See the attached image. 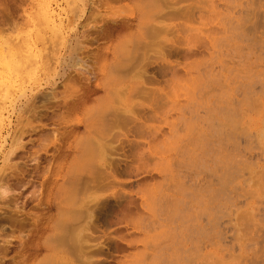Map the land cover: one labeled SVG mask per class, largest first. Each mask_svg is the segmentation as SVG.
Segmentation results:
<instances>
[{
    "label": "rangeland",
    "instance_id": "obj_1",
    "mask_svg": "<svg viewBox=\"0 0 264 264\" xmlns=\"http://www.w3.org/2000/svg\"><path fill=\"white\" fill-rule=\"evenodd\" d=\"M51 2L0 0V264H264V0Z\"/></svg>",
    "mask_w": 264,
    "mask_h": 264
},
{
    "label": "bare ground",
    "instance_id": "obj_2",
    "mask_svg": "<svg viewBox=\"0 0 264 264\" xmlns=\"http://www.w3.org/2000/svg\"><path fill=\"white\" fill-rule=\"evenodd\" d=\"M52 0H42V2H44L45 3V11H46V13H45V15L48 17V18H50V14H49V12H50V6H51V2ZM52 15V14H51ZM56 16V15H55ZM50 20V19H49ZM53 21V20H52ZM51 20H50V22H52ZM156 33H157V31H155ZM170 49V48H169Z\"/></svg>",
    "mask_w": 264,
    "mask_h": 264
}]
</instances>
